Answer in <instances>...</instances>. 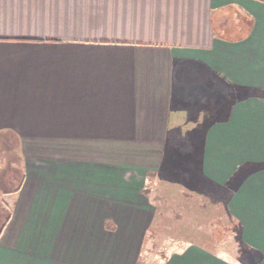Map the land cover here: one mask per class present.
I'll use <instances>...</instances> for the list:
<instances>
[{
    "label": "crops",
    "instance_id": "1",
    "mask_svg": "<svg viewBox=\"0 0 264 264\" xmlns=\"http://www.w3.org/2000/svg\"><path fill=\"white\" fill-rule=\"evenodd\" d=\"M200 70L259 91L202 147L249 255L190 243L166 264H264V0H0V147L22 163L7 190L0 148V264H139L147 178Z\"/></svg>",
    "mask_w": 264,
    "mask_h": 264
},
{
    "label": "rangeland",
    "instance_id": "2",
    "mask_svg": "<svg viewBox=\"0 0 264 264\" xmlns=\"http://www.w3.org/2000/svg\"><path fill=\"white\" fill-rule=\"evenodd\" d=\"M201 83L205 87L193 88ZM188 86L192 89L188 90ZM237 86L216 82L201 70L200 76L178 80L180 95L186 94L187 101L177 99L176 106H181L176 109L181 112L178 124L166 141L160 170L147 178L145 191L155 210V219L147 238L149 247L143 250L139 264H166L171 254L190 243L204 244L230 260L247 259L248 248L242 244L227 207L233 180L218 185L206 177L202 168L206 128L212 122L225 121L234 102L250 93L259 94L258 90L249 93ZM9 142L11 148L19 142L2 140L0 147L2 171L10 164L16 165L15 178L7 189L12 190L19 183L22 163L19 157L9 156Z\"/></svg>",
    "mask_w": 264,
    "mask_h": 264
},
{
    "label": "trees",
    "instance_id": "3",
    "mask_svg": "<svg viewBox=\"0 0 264 264\" xmlns=\"http://www.w3.org/2000/svg\"><path fill=\"white\" fill-rule=\"evenodd\" d=\"M225 83H226V82H225ZM226 84H227V83H226ZM238 88H239V90H241V89H242V90H244V89H245V88H242V87H241V88H240V87H238ZM251 94H252V93H251Z\"/></svg>",
    "mask_w": 264,
    "mask_h": 264
}]
</instances>
